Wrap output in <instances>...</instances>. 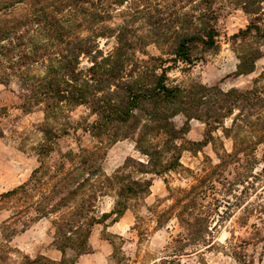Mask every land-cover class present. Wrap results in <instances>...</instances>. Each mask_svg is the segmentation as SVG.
<instances>
[{"label":"trees","instance_id":"obj_1","mask_svg":"<svg viewBox=\"0 0 264 264\" xmlns=\"http://www.w3.org/2000/svg\"><path fill=\"white\" fill-rule=\"evenodd\" d=\"M127 1L0 0V84L6 86L11 77L17 76L32 85V98L23 107L25 113L70 104L86 107L95 117L85 125L84 132L91 135L96 146L70 154L71 168L53 178L47 192L36 194L42 185L36 177L54 151L49 141L40 145V165L30 179L0 196L7 202L26 197L18 213L26 219L21 228L9 221L0 225L6 243L41 220L62 214L53 224V246L61 253V259L45 256L31 259L20 254V262L12 264H76L80 256L93 253L89 240L95 225L118 223L132 202L150 194L156 177L182 168L185 151L191 148L199 151L222 129L232 135L234 153L220 157L219 163L211 165L189 190H180L183 196L162 215V218L168 215L167 220L174 215L188 233L205 240L212 230V216L203 212L207 191H213L211 187L216 180L224 177L241 155L247 156L243 154L244 143L246 149L253 151L264 143V72L253 86L243 90L225 92L217 86L170 84L169 75L179 65L190 68L198 55L218 50V36L211 25L219 11L218 0H192L196 3L195 13L184 17L185 26L177 28L171 36H163L161 42L159 34H153L155 44L167 47L166 58L145 52L146 40L136 38L137 30L114 23L113 12ZM143 1L147 4L151 0H133L134 4ZM25 6L28 8L25 12L14 13ZM241 8L249 22L232 40L238 59L237 72L247 76L256 72L257 63L264 57V0H241ZM180 21L179 18L177 23ZM135 38L139 51L134 47ZM101 39L115 40L110 52L101 50ZM84 60L87 66L81 67ZM39 65L45 67V74L32 75L31 70ZM136 111H142L152 121L150 141L137 143L140 160L129 157L113 176H107L103 164L108 152L118 142L135 135ZM177 117L185 119L182 126L175 123ZM229 119L232 122L228 128L225 123ZM192 120L205 125L204 143L187 139ZM44 134L47 138L54 137L49 129ZM35 182H39V187L33 186ZM244 183L240 180L232 185ZM110 194L114 195V206L102 213L100 202ZM165 221L160 220L158 226L162 227ZM68 253H74L75 257L69 259ZM8 254L0 251V264H9L5 259ZM174 259L172 262H176L177 258Z\"/></svg>","mask_w":264,"mask_h":264},{"label":"rangeland","instance_id":"obj_2","mask_svg":"<svg viewBox=\"0 0 264 264\" xmlns=\"http://www.w3.org/2000/svg\"><path fill=\"white\" fill-rule=\"evenodd\" d=\"M148 2L134 4L133 0L127 1L113 12L114 23L137 30L136 38L146 40L145 52L166 58L167 47L155 44L153 34H159L161 42L163 36H171L177 28L185 26L183 19L187 14L195 13L196 3L192 0ZM216 7L219 11L211 25L218 36V50L198 55L199 59L190 68L179 65L169 75L171 85L202 84L208 88L217 86L225 92L243 90L253 86L264 72V57L257 63L255 73L243 76L237 72L238 59L232 38L249 22L241 8V0H218ZM26 10L27 6L20 7L14 13ZM179 18L182 21L177 23ZM136 38L133 43L139 51ZM114 45V39L99 40L104 53L110 52ZM138 56L146 58L141 53ZM85 66L84 60L81 67ZM45 72L43 65L31 70L36 76ZM32 93V85L17 76L11 77L6 86L0 84V129L3 132L0 138V196L30 179L40 165L41 144L52 142L54 151L45 159L43 170L36 177L42 182L41 189H37L38 195L49 190L53 178H59L71 168L70 154H79L81 149L91 150L96 146L91 135L84 132L85 125L95 120L86 107L63 104L52 110L41 107L28 114L23 107L31 100ZM134 115L138 121L135 135L109 150L103 164L107 176H113L129 157L140 160L137 143L150 141L151 119L142 111H136ZM184 121L183 117L175 119L178 126ZM231 122L227 120L225 126L229 128ZM45 129L51 130L56 138H47ZM205 130L201 121L192 120L186 137L192 142L204 143L207 140ZM213 137L214 140L199 151L198 148L185 151L181 158L182 168L156 177L150 194L132 202L117 224L95 225L89 240L93 253L82 255V264H162L164 261L166 264H264V143L255 151L246 149L247 143H244L243 154L247 156L241 155L240 161L216 180L211 187L213 191H207L203 212L211 214L212 230L205 240L188 233L174 215L170 220L166 219L168 215L162 218L183 196L180 190H189L197 178L205 176L211 165L219 163L220 157L234 153L235 142L231 134L220 129ZM238 180H244V185H232ZM38 184L35 182L33 186L39 187ZM25 198L20 196L10 202L0 199V225L9 221L21 228L26 219L18 213L25 205ZM114 202V195L110 194L100 202L99 211L109 212ZM61 216L41 220L10 243L4 242L0 234V251L9 252L5 258L7 262H20V254L31 259L45 256L59 261L62 255L53 246V224ZM160 220L165 221L162 227L158 226ZM68 257L73 259L75 254L68 253ZM174 258H177L176 262H172Z\"/></svg>","mask_w":264,"mask_h":264},{"label":"crops","instance_id":"obj_3","mask_svg":"<svg viewBox=\"0 0 264 264\" xmlns=\"http://www.w3.org/2000/svg\"><path fill=\"white\" fill-rule=\"evenodd\" d=\"M117 224V223H116ZM110 229V228H109ZM83 256L82 257H80V259H79V261L78 262H76V264H82L83 263Z\"/></svg>","mask_w":264,"mask_h":264}]
</instances>
